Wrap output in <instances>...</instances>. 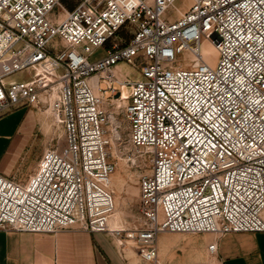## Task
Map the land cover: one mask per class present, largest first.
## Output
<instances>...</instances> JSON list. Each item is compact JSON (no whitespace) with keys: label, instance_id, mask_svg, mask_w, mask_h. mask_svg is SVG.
<instances>
[{"label":"built area","instance_id":"1","mask_svg":"<svg viewBox=\"0 0 264 264\" xmlns=\"http://www.w3.org/2000/svg\"><path fill=\"white\" fill-rule=\"evenodd\" d=\"M63 1L0 0V117L44 107L65 142L27 180L0 173V229L106 233L139 264H163L164 232H264V0ZM125 99L151 168L140 221L119 229L110 147Z\"/></svg>","mask_w":264,"mask_h":264},{"label":"crops","instance_id":"2","mask_svg":"<svg viewBox=\"0 0 264 264\" xmlns=\"http://www.w3.org/2000/svg\"><path fill=\"white\" fill-rule=\"evenodd\" d=\"M122 67L124 65H120V68ZM13 113L21 114V116L16 119L0 117V142L2 141L5 145V151L0 159V173L10 177L13 176L21 160L26 156L30 158L31 147L34 143H39L36 136L46 124L43 114L35 107L21 106ZM51 119L54 124L52 115ZM24 137L26 141L23 142ZM41 154L43 150L37 153L31 166L22 171L18 179H28L36 169V163ZM9 157L12 160L6 164ZM202 234L204 235L199 240L188 242V244L185 242L180 244V241L174 244V237L160 235L158 238L160 257L163 256L161 251L164 253L169 249L167 252H170L177 246L185 248L192 255L180 256L177 264H264V232H237L223 237ZM210 241L217 242L218 251L215 255L212 254L213 256H206L207 253L211 254L208 248ZM199 254L203 256H198ZM204 256L206 260L201 259ZM132 258L127 256L126 249L122 251L116 238L102 232L93 233L78 227L55 233L0 229V264L140 263L138 255L137 261Z\"/></svg>","mask_w":264,"mask_h":264},{"label":"rangeland","instance_id":"3","mask_svg":"<svg viewBox=\"0 0 264 264\" xmlns=\"http://www.w3.org/2000/svg\"><path fill=\"white\" fill-rule=\"evenodd\" d=\"M72 1L73 0H64L63 3L68 8H72L75 5L74 3H72ZM59 13H61V15H64L65 11L61 8L59 9ZM121 34L129 38L126 32H124V30L121 32ZM105 54H106V49L100 48L94 52V54L91 56V60L94 61L100 59L103 56H105ZM188 58L189 56L184 54L181 56L180 60L183 61L184 63ZM123 69L127 71L129 69V66L124 65ZM134 75L135 74L133 73L132 77H134ZM28 78L29 76L27 73H17L10 76L8 79L21 81V80H26ZM126 102L127 100H122L118 104L121 113L118 116V118H116L115 124L117 125L121 124L120 130H117L116 127L113 128L114 130V132L112 133L113 141L110 147V152H111V159L116 163L117 168L114 174L112 175L109 184L111 188H113L115 191V199L117 202V207H116L117 212L112 220L118 222L120 225L124 227H133L140 221V213H139L140 212L139 211L140 177L143 174L149 173L151 168V160L148 154H145L144 150L141 151L135 148L129 141L128 123L124 119L122 114V109ZM36 110L41 114H43L42 116H44L43 118L46 120L45 122L46 124H44L45 127H43L42 131L38 132L36 136L39 143H34L32 147L30 146L32 150L30 158L26 156L23 160H21V162L17 165V168L15 169L13 176L11 177L19 178L22 175V171H24L27 167L31 166L33 159H35L37 156V153L43 150V154H41L39 159L37 160L36 169L31 173L32 175L34 172L38 170L42 160L54 145L62 146L65 143L64 129L62 128V126H57L53 124L49 109L43 107L40 109L36 108ZM14 111L1 117L7 119L19 118L21 114L18 115L16 113H13ZM24 140L26 141V137L23 138V142ZM21 144L23 145L22 142ZM4 147L5 145L1 141L0 159L5 151ZM10 160H12L11 157L7 158L6 164H8ZM162 234H166L168 236L170 235L174 237L173 239L174 244L179 241L181 242L180 244H182L183 242L188 244V242H194L199 240V238L204 235V234L182 233L179 234L178 237H175V235L177 234L171 232H164ZM215 236L216 234L213 235V237ZM126 249H133V248H131L130 245H127ZM167 251H165L162 254L163 256L161 255L162 256L161 258H163L162 262L164 264H177L178 258H180V256H192L191 253H188L185 248H180L177 246L174 247L170 252ZM127 256H132L133 257L132 259H135L137 261L134 249L128 250ZM193 256H195V254ZM198 256H203V255L199 254ZM206 256H213V255L207 253ZM206 256L202 257L201 259L206 260L207 259Z\"/></svg>","mask_w":264,"mask_h":264},{"label":"bare ground","instance_id":"4","mask_svg":"<svg viewBox=\"0 0 264 264\" xmlns=\"http://www.w3.org/2000/svg\"><path fill=\"white\" fill-rule=\"evenodd\" d=\"M206 53H212V54H214V55H216V50H215V48L212 46V45H208L207 47H206ZM118 71H120L121 70V68H120V66L118 67V69H117ZM129 89H126L125 91H124V97L126 98L127 96H128V94H129ZM126 100V99H125ZM119 103V102H118ZM116 109H118V106L116 107ZM110 183V182H109ZM117 203V202H116ZM116 212H117V210L115 211V214H114V216L116 215ZM113 216V217H114ZM113 219V218H112ZM111 219V223H110V226L112 227V228H119V229H122V228H124V226H122V225H120L118 222H116V221H114V220H112ZM124 225V224H123ZM174 234H177V235H175V237H178L179 236V234H182V233H174ZM207 234H214V233H210V232H208ZM208 238V237H207ZM163 250H164V248H162ZM161 249V250H162ZM128 250H133V249H126V253H128ZM134 252H135V250H134ZM135 254H136V258H137V253L135 252ZM161 254H163V252L161 253ZM130 258H132V256H129Z\"/></svg>","mask_w":264,"mask_h":264}]
</instances>
